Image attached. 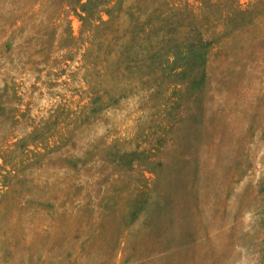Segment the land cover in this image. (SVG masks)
<instances>
[{
    "label": "rangeland",
    "instance_id": "rangeland-1",
    "mask_svg": "<svg viewBox=\"0 0 264 264\" xmlns=\"http://www.w3.org/2000/svg\"><path fill=\"white\" fill-rule=\"evenodd\" d=\"M165 3L0 0V264H264V0Z\"/></svg>",
    "mask_w": 264,
    "mask_h": 264
},
{
    "label": "trees",
    "instance_id": "trees-1",
    "mask_svg": "<svg viewBox=\"0 0 264 264\" xmlns=\"http://www.w3.org/2000/svg\"><path fill=\"white\" fill-rule=\"evenodd\" d=\"M165 7L163 12H161V14H159V16L155 17L154 19H151L149 23H147V29H149V26H151V28L153 26H157V24H159L158 22L162 21L163 25L161 26L160 29H158V27H155V29H153V33L152 36L156 37L157 33L159 32V30L163 31V37H162V41H164L165 45L163 46L162 52L164 53L163 56H168V57H178V55L181 53L183 47L184 49H189V47H194L195 45H199L198 44H190L189 42H183L181 43H177L176 40L174 39V34L179 27L182 25V22L180 21V19H177V14L175 13V10L177 8V6H179V0H165ZM104 6L99 5L98 7H96L93 12H91L88 16H80L82 21H83V26L81 27V36H85L86 39H95L96 41L98 40L99 42L102 40L99 32L96 30V28L98 27V24H96L95 22L98 21L97 18L103 22L104 24H114V21L118 19L119 17V12L120 10H115L114 8H108L107 4H102ZM106 5V6H105ZM70 7L72 9L73 12L78 11V7H79V3L77 2H72L70 4ZM103 12H106L109 14L110 18L107 22L101 20V15ZM92 21V22H91ZM94 21V26L95 28H92L90 26H88V24L86 25V22H90L93 23ZM85 23V25H84ZM145 30L144 28H135L131 33H130V40L128 41V49H126V52H130L132 50L138 49L140 47L143 46V36L145 34ZM70 36H72L70 34ZM106 36V34L104 35ZM149 36V35H148ZM151 36V34H150ZM101 43L98 45V47H100ZM185 45V46H183ZM165 52H164V51ZM136 51V50H135ZM97 55H95V62H91V66L93 68H96V63H97V58L99 57V52L98 50L96 51ZM125 52V53H126ZM120 55V56H115L114 58H117L115 61H108V60H104V62H106V69L107 68H111L112 66H125L126 69H132L135 67L136 64H134L133 66V60L131 59V61L129 63L125 62L129 59V56H127L126 58H124V54ZM114 55V54H113ZM126 59V60H124ZM126 63H122V62ZM94 89V88H93ZM93 95H95L94 101L95 100H99L101 98V96H98L97 94V90H95V92L93 91L92 93Z\"/></svg>",
    "mask_w": 264,
    "mask_h": 264
}]
</instances>
